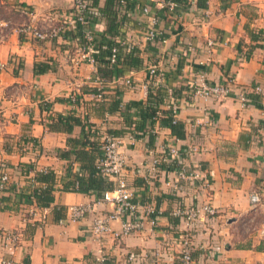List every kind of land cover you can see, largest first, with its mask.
Listing matches in <instances>:
<instances>
[{"label":"crops","instance_id":"crops-1","mask_svg":"<svg viewBox=\"0 0 264 264\" xmlns=\"http://www.w3.org/2000/svg\"><path fill=\"white\" fill-rule=\"evenodd\" d=\"M165 1L146 0L160 15L163 43L146 40L150 16L142 6L128 13L133 26L124 22V36L139 48L138 68H126L109 81L99 98L98 65L83 60L76 38L40 41L19 33L26 24L57 26L69 17L75 0H6L22 19L0 27V62L6 64L0 70V175L2 164L10 175L0 189V262L10 256L4 233L19 231L20 243L10 256L15 264H99L102 253L106 264H130L132 252L149 264H177L185 241L196 264H264V249H258L264 245V15H250L240 0H184V10L174 13ZM105 4L100 0L98 6ZM107 29L106 19L99 17L93 26L97 36ZM248 53L245 62L237 61ZM36 65L50 68L36 73ZM152 67L164 77H152ZM202 75L209 84L232 81L234 89L246 91L250 104L243 106L233 96L194 97V83ZM128 79L136 86L129 87ZM158 88L167 96L153 123L147 120L135 137L127 125L140 121L150 91ZM174 105L184 137L161 122L168 113L171 117ZM108 135L122 139L138 213L152 205L156 223L147 221L142 231L123 239L110 233L96 241L93 220L115 210L102 198L116 182L96 168ZM171 147L179 150V158L170 164L198 168L207 185L178 181L177 172L164 164L157 176L148 174L151 160L167 156ZM36 190L51 193L48 206H39L36 198L26 204ZM257 191L262 203L253 205L251 195ZM207 204L217 215L202 211L193 226L174 214ZM72 205H92L93 212L73 222L67 213ZM37 207L47 217L35 223L27 211ZM259 213L263 220L253 226ZM122 220L111 222L113 232H120Z\"/></svg>","mask_w":264,"mask_h":264},{"label":"built area","instance_id":"built-area-1","mask_svg":"<svg viewBox=\"0 0 264 264\" xmlns=\"http://www.w3.org/2000/svg\"><path fill=\"white\" fill-rule=\"evenodd\" d=\"M138 1V0H137ZM185 2H179L176 0H167L164 2V7L169 9L172 13L179 12L184 10ZM126 5L125 0H117L115 4L116 10H121ZM154 7L146 4L143 8V13L150 16V27L146 34V40L148 42H165L163 33L159 31L158 25L160 22V15L154 12ZM92 11L96 12L97 9L91 6L90 2L75 0V6L72 12L69 14V17L66 20H62L58 23L57 26L48 27L47 29H39L38 27L26 24L19 28V33L24 35L27 38H32L40 41L46 40H55L62 37L63 33L75 27L77 22H80L86 26L84 30V37L87 41V45L83 47L82 58L84 61L91 65H96L97 61L94 58V35H93V26L94 23L86 19V12ZM173 15V14H172ZM209 46H213L214 43L209 41ZM118 52L119 50L114 47L111 50L110 62L115 64L118 62ZM246 55L242 54L238 57L237 61L243 63L246 61ZM6 67L5 63L0 62V70H4ZM150 74L152 77H157L162 79L163 74L157 70L156 67L150 69ZM126 84L129 87L136 86L131 79L126 80ZM100 88H103L102 85ZM260 91V88L257 89ZM193 95L197 98H203L206 100L210 99H222L227 97H234L238 100L243 106L249 105L250 100L246 95L244 89L236 90L234 89V83L228 81L226 84H209L205 76H201L197 79V82L194 83ZM99 98H102L103 95L98 94ZM179 111V107L174 105L171 109V117L173 123H176V117ZM122 139L120 137H115L108 135L104 138L102 143V158L97 163V169L99 174L104 178H112L116 182L115 189L112 191L105 192L103 196V201L112 203L115 206V210L112 213L102 214L96 216L91 225V233L96 241H101L106 235L114 233L116 238L123 239L132 234H135L139 231H142L145 227L147 221H151L152 224L156 223V218H153L152 215L157 213V210L150 204H146L143 214L138 213L139 205L133 201V192L128 187L127 182V165L128 159L126 154L121 150ZM167 156H155L150 163L148 168V174L152 177L158 175L160 168L163 164H170L172 160H178L179 150L175 147L169 148L164 152ZM0 175V189H4L9 180V170L6 164H2ZM178 175V181L186 180L190 182H196L197 180L204 181V185L208 184L206 176L202 174L198 168L189 169L184 165L180 170H175ZM26 197V204L34 202L35 196L31 193ZM251 202L253 205H259L262 203V195L260 192H253L251 195ZM205 212L211 217L217 215L218 210L210 204L205 205L202 208L191 207L189 209L178 208L175 210L174 214L181 219H184L189 224L192 225L198 220V217L201 212ZM47 211L45 209L29 208L27 211V217L30 221H44L47 217ZM93 212L92 205H72L67 208V213L69 220L76 222L85 218L87 215ZM37 219V220H36ZM39 219V220H38ZM117 219H123L121 224L120 232H113L111 227V222ZM21 233L19 231H10L4 233L3 239L5 243V249L8 251L11 256L15 249L18 247L21 240ZM5 257L2 259L0 264H15L14 260L10 257ZM147 257L139 255L137 253H129L127 257V262L130 264H149L146 260ZM108 257L103 253L98 258L99 264H106ZM180 264H196L192 256L191 246L188 241L184 242V246L179 257ZM155 264H163L162 262H156Z\"/></svg>","mask_w":264,"mask_h":264},{"label":"trees","instance_id":"trees-1","mask_svg":"<svg viewBox=\"0 0 264 264\" xmlns=\"http://www.w3.org/2000/svg\"><path fill=\"white\" fill-rule=\"evenodd\" d=\"M82 1H88L90 2L91 6L97 9L96 12L88 11L86 12V19L92 23H95L99 20V17L105 18L108 24V29L105 34L97 36L96 32H93L94 35V41H93V47H94V58L97 61L98 65V74L95 78L96 80L100 81L103 88H100L99 90H96V94H101L104 96V85H106L109 81L119 78L123 76L126 72V68H138V50L139 48L136 45H133L131 42L127 41L125 38V29L123 27L124 22L127 20L130 26H133V20L129 16L130 11H134L136 6H142V10L146 4H148L151 7H154V4L150 2H146V0H125L126 5L121 10L115 9V4L117 0H106V4L104 8H100L99 1L100 0H82ZM179 2H184V0H176ZM129 19H126V18ZM86 26L81 24L80 22H77L75 27L73 29H68L63 33V37L68 38H76L79 42V44L84 47L87 45V41L84 37V30ZM121 32V34H120ZM113 36L115 39L110 40L107 36ZM99 37V38H98ZM100 39V40H99ZM116 47L118 52V62L115 64H112L110 62V56H111V50ZM247 59L251 57V54H246ZM50 67L42 65H36V73H43L46 72ZM165 96H167V93L162 91L161 88H158L155 93H149V99L148 104L143 107L142 116L140 121H133L128 123V127H132L134 130V136L138 137L139 134H142L145 130L146 122L147 120H150V122L153 123V119L156 118V115L159 111L158 107L161 102H163ZM119 101L116 103V105H119ZM161 122L163 125H166L172 129V132L174 135L178 137H184L183 132V126L176 122L173 123L172 117H170L169 113L166 117H161ZM115 137H119L117 135H112ZM102 158V156H101ZM100 158V159H101ZM99 159V161H100ZM98 161V162H99ZM183 165L181 164H164L163 167H166L171 170H180ZM162 167V166H161ZM97 168V165H96ZM98 170V169H97ZM99 173V171H98ZM100 175V174H99ZM101 176V175H100ZM115 189V187H114ZM113 189V190H114ZM36 198V203L39 206L46 207L49 205V202L53 200L51 197V193L49 191H39L36 190L32 194ZM154 214L152 215V217ZM180 218V217H179ZM258 249H264V245L261 244ZM193 255V254H192ZM180 264V261L178 259V263Z\"/></svg>","mask_w":264,"mask_h":264},{"label":"rangeland","instance_id":"rangeland-1","mask_svg":"<svg viewBox=\"0 0 264 264\" xmlns=\"http://www.w3.org/2000/svg\"><path fill=\"white\" fill-rule=\"evenodd\" d=\"M2 1L3 0H0V27L5 26V28H7L10 22H17L18 20L22 19V15L17 12V9L14 8V5L9 4L6 2V0L3 2ZM240 2L247 8V11L250 15L255 17L264 15V0H240ZM6 21L9 23L7 24ZM261 220H263V215L259 213L254 219L253 226H257Z\"/></svg>","mask_w":264,"mask_h":264}]
</instances>
